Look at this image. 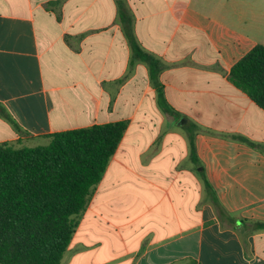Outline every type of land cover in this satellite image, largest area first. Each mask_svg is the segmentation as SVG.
Returning <instances> with one entry per match:
<instances>
[{"label": "crops", "instance_id": "1", "mask_svg": "<svg viewBox=\"0 0 264 264\" xmlns=\"http://www.w3.org/2000/svg\"><path fill=\"white\" fill-rule=\"evenodd\" d=\"M255 45L264 0H0V143L126 123L59 264H264Z\"/></svg>", "mask_w": 264, "mask_h": 264}, {"label": "trees", "instance_id": "2", "mask_svg": "<svg viewBox=\"0 0 264 264\" xmlns=\"http://www.w3.org/2000/svg\"><path fill=\"white\" fill-rule=\"evenodd\" d=\"M229 78L264 108V46L242 55ZM125 128L114 122L55 132L44 145L0 143V264L60 263ZM190 151L194 158L193 136ZM206 186L219 216H228Z\"/></svg>", "mask_w": 264, "mask_h": 264}, {"label": "rangeland", "instance_id": "3", "mask_svg": "<svg viewBox=\"0 0 264 264\" xmlns=\"http://www.w3.org/2000/svg\"><path fill=\"white\" fill-rule=\"evenodd\" d=\"M31 143H32V144H30V145H44V144L48 143V140H45V139H39V140H37V142H34V143H36V144H34L33 142H31ZM12 145H14V146H19L18 143H13Z\"/></svg>", "mask_w": 264, "mask_h": 264}]
</instances>
